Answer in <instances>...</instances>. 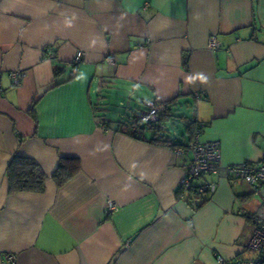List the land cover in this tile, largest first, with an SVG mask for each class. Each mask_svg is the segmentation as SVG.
I'll return each mask as SVG.
<instances>
[{
	"label": "crops",
	"instance_id": "0c3cea01",
	"mask_svg": "<svg viewBox=\"0 0 264 264\" xmlns=\"http://www.w3.org/2000/svg\"><path fill=\"white\" fill-rule=\"evenodd\" d=\"M104 90L128 107L179 98L203 124L197 139L221 144L223 165L264 158V0H0V264L253 257L254 219L241 210L264 220L262 196L208 175L216 188L194 209L176 194L190 154L115 131L123 115L99 99ZM16 154L42 168V193L8 192ZM66 157L80 168L58 186Z\"/></svg>",
	"mask_w": 264,
	"mask_h": 264
},
{
	"label": "trees",
	"instance_id": "16d2710c",
	"mask_svg": "<svg viewBox=\"0 0 264 264\" xmlns=\"http://www.w3.org/2000/svg\"><path fill=\"white\" fill-rule=\"evenodd\" d=\"M57 73L58 71H55V74ZM197 96L201 97L200 94H197ZM178 99L179 98H174L167 102L155 101L156 104L158 103L162 107L159 111L158 120L156 122L145 121V123H143L140 121V119L147 112L146 107L144 106V99L142 102V108L140 106H135V108L129 110L131 111L130 114L125 113V115L121 116V119L114 122V130L118 132L122 131L133 138L135 137L140 140L149 141L153 145H161L172 148L179 157H183L185 154H190L188 144L193 142L195 139L199 141L197 138L203 128V124L200 121H197L195 116H188L186 113L180 112V108L183 104L178 103ZM100 117L101 118L98 119V123L100 125L104 126L105 128L111 127V120L106 119L104 115H100ZM133 122L136 123L135 128L132 127ZM175 123H180L183 126V131L181 133H177L175 130H173V133L170 134L167 130V127L170 125L173 126ZM148 135H150V137H147ZM177 151L180 153L177 154ZM190 160L191 157L187 162V166ZM78 161L79 160L75 157H66L62 158V160L58 162V165L52 174L53 179L58 186L63 185L79 171L80 165ZM186 168L184 174L186 172ZM44 175L45 174L42 168L34 159L16 154L11 158L6 168L5 177H7L8 192L42 193L45 189L46 176ZM205 177L208 176L199 178L188 189H183L182 187L178 186L176 190L177 196L179 198L185 199L194 207V209L201 207V205L206 203L212 195L210 192L208 193L206 191H199V185L203 182H207L204 180L202 181V179ZM249 188L250 191H252L250 186ZM252 192L253 194L257 195L254 193V191ZM258 195L262 196V199H264V195ZM241 215L251 218L253 217L254 224L256 220L260 219L256 218L254 214H250L244 210H241Z\"/></svg>",
	"mask_w": 264,
	"mask_h": 264
},
{
	"label": "built area",
	"instance_id": "2783aa9c",
	"mask_svg": "<svg viewBox=\"0 0 264 264\" xmlns=\"http://www.w3.org/2000/svg\"><path fill=\"white\" fill-rule=\"evenodd\" d=\"M217 36H210L207 41V47L215 51L218 47ZM82 52L77 51L75 62H79L82 58ZM108 64H114L113 58L106 56ZM13 85L17 86L21 82L22 72L13 71L9 75ZM197 96V94H196ZM144 106L146 113L141 117L140 121L156 122L158 120L161 105L155 103L154 99H145ZM132 127H136L133 122ZM191 160L186 168L184 176L179 180V186L188 189L196 180L210 174H222L231 184L247 183L254 193L264 195V158L256 162H247L232 165H223L221 162V144L218 141H207L201 143L196 139L189 144ZM180 153L177 151V154ZM216 188L214 182H203L199 185V191L212 193ZM106 213L112 214L117 210L116 203L108 199L106 202ZM243 212V211H242ZM244 213V212H243ZM253 231L251 232L246 244V251L251 252L254 256L248 259L236 257L232 260H225L219 254L216 255L218 264H264V221L256 220ZM14 260V255H8L6 261Z\"/></svg>",
	"mask_w": 264,
	"mask_h": 264
},
{
	"label": "rangeland",
	"instance_id": "374dc122",
	"mask_svg": "<svg viewBox=\"0 0 264 264\" xmlns=\"http://www.w3.org/2000/svg\"><path fill=\"white\" fill-rule=\"evenodd\" d=\"M106 91L107 90H104L102 94H100V96L102 97H100L99 99L106 100L107 102L108 100L111 101V102H108V104L106 102V108L107 109L109 108L110 110H112V112H115V113L117 112L118 114L124 115L125 113H128V114L130 113L127 110L128 108L133 109L134 104L135 106H140L141 108L143 107V104L139 101V99H133V98H132V101L130 100V104H131L130 107H128V103L126 101L118 104V100L116 98H113V96H110L109 93ZM93 98L94 99L96 98L95 95H93ZM183 112L187 113L188 116L190 115L189 114L190 111L186 112V110H184ZM167 130L170 134L173 133V130H175L177 133H181L183 131V126L180 123H175L173 126L171 125L168 126ZM255 196H252L251 198L258 200L260 195H255Z\"/></svg>",
	"mask_w": 264,
	"mask_h": 264
}]
</instances>
